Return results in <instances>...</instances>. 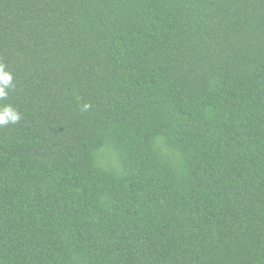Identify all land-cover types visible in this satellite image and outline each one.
<instances>
[{
	"label": "trees",
	"instance_id": "1",
	"mask_svg": "<svg viewBox=\"0 0 264 264\" xmlns=\"http://www.w3.org/2000/svg\"><path fill=\"white\" fill-rule=\"evenodd\" d=\"M0 64V264H264V0H0Z\"/></svg>",
	"mask_w": 264,
	"mask_h": 264
},
{
	"label": "clouds",
	"instance_id": "2",
	"mask_svg": "<svg viewBox=\"0 0 264 264\" xmlns=\"http://www.w3.org/2000/svg\"><path fill=\"white\" fill-rule=\"evenodd\" d=\"M13 76L10 72L5 70V66L0 64V98H4L8 95L6 89L13 86ZM88 105H85L87 108ZM20 114L11 106L6 105L0 108V126L7 125L9 123L15 124L20 120Z\"/></svg>",
	"mask_w": 264,
	"mask_h": 264
}]
</instances>
